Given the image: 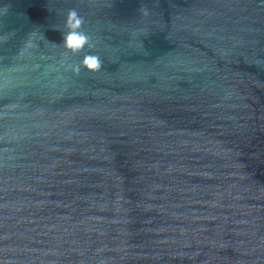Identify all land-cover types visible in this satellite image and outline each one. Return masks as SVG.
Masks as SVG:
<instances>
[{
    "label": "water",
    "instance_id": "95a60500",
    "mask_svg": "<svg viewBox=\"0 0 264 264\" xmlns=\"http://www.w3.org/2000/svg\"><path fill=\"white\" fill-rule=\"evenodd\" d=\"M0 264H264V0H0Z\"/></svg>",
    "mask_w": 264,
    "mask_h": 264
},
{
    "label": "clouds",
    "instance_id": "9594fccd",
    "mask_svg": "<svg viewBox=\"0 0 264 264\" xmlns=\"http://www.w3.org/2000/svg\"><path fill=\"white\" fill-rule=\"evenodd\" d=\"M84 19L79 15L76 9H70L67 11L64 26L66 33L63 34L62 44L63 47L70 51L72 54H76L83 50L86 46L91 48L93 45L90 43V37L82 31V25ZM103 61L98 55H84L79 65H74L71 70L75 74H79L81 67L88 72L95 73L101 70Z\"/></svg>",
    "mask_w": 264,
    "mask_h": 264
}]
</instances>
